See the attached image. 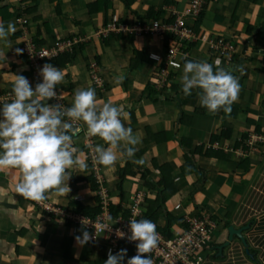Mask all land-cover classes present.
<instances>
[{
  "label": "crops",
  "instance_id": "crops-1",
  "mask_svg": "<svg viewBox=\"0 0 264 264\" xmlns=\"http://www.w3.org/2000/svg\"><path fill=\"white\" fill-rule=\"evenodd\" d=\"M188 2L131 0L127 8L121 0H107L98 9L96 0H0V22L5 28L9 22L16 27L14 34L0 40V104L14 98L15 75L25 76L35 88L24 53L26 40L37 38L50 45L62 37L78 36L82 43L73 48L70 61L57 66L65 73L57 85L65 106L72 105L77 90L93 88L98 101L123 106L129 119L121 117L122 121L140 138L132 159L105 167L89 157L88 146L108 145L99 137H88L86 125L79 122L82 130L73 146L86 158L87 170H69L68 194H46L48 199L39 203L48 211L16 193L18 169L0 172V264H104L110 244L97 236L79 246L76 236L83 230L92 234L79 219L105 215L104 202L114 219L110 207L127 210L137 194L143 196L142 211L156 212L159 229L166 226L167 216L179 223L171 226L177 232L184 217L210 215L215 223L213 241L201 264H264V0H204L199 16L186 21L198 36L206 31L235 44L234 60L225 64L198 40L181 67L170 73L164 90L155 83L160 65L150 58L165 53L158 38L97 33L112 16L123 21L148 16L172 20ZM217 59L241 86L230 115L222 109L213 115L201 107L200 89L188 96L182 91L186 60L214 65ZM189 153H194L191 171L185 167ZM163 176L172 189L164 202L159 196L163 186L157 187ZM72 202L99 211L92 216L78 214L70 207ZM229 226L247 227L242 232L246 245L237 237L227 243ZM123 249L126 264L136 252Z\"/></svg>",
  "mask_w": 264,
  "mask_h": 264
},
{
  "label": "clouds",
  "instance_id": "clouds-1",
  "mask_svg": "<svg viewBox=\"0 0 264 264\" xmlns=\"http://www.w3.org/2000/svg\"><path fill=\"white\" fill-rule=\"evenodd\" d=\"M15 32L13 23L9 22L5 28L0 22V40H6ZM214 65L207 61L186 60L181 76L182 91L188 96L193 89H200L201 107L213 115L221 109L230 115L241 86L231 71L221 67L219 59ZM174 66L179 67L178 64ZM38 74L42 81L34 89L25 76L15 75L12 82L14 98L0 104V172L18 169L20 180L15 185L16 193L37 203L48 199L46 194L49 192L65 195L71 191L68 184L70 169L77 173L87 170L86 158L73 146L74 137L82 130L79 122L86 125L88 137H99L108 145L106 148L97 145L94 149L95 162L105 167H113L122 158L132 159L137 151L135 146L140 143L132 128L123 122L129 119L123 106H116L111 100L98 101L93 88L77 90L70 107L49 103L53 99H62L57 96L56 88L63 82L65 73L57 66L45 63ZM252 147H256V143ZM135 162L143 164L142 160ZM81 223L85 226L83 220ZM129 229L131 234L127 239L137 242V251L136 255L127 258L126 264H153L144 254L157 247L156 224L150 219H131ZM116 235L125 237L119 229ZM95 236L83 230L82 236H76L75 240L82 247ZM126 256L127 249H120L115 254L109 250L104 264H123Z\"/></svg>",
  "mask_w": 264,
  "mask_h": 264
},
{
  "label": "built area",
  "instance_id": "built-area-1",
  "mask_svg": "<svg viewBox=\"0 0 264 264\" xmlns=\"http://www.w3.org/2000/svg\"><path fill=\"white\" fill-rule=\"evenodd\" d=\"M204 0H189L183 11L176 12L172 20H146L135 19L134 21H123L116 16H112L109 22L105 23L97 33L100 36H108L110 34H125L134 36H154L164 44L165 53L163 56L151 54L150 58L159 63L156 85L159 89L168 87L169 76L173 70L181 67L182 60L187 57L191 44L198 40L206 42L210 54L223 60L225 64H229L234 60L236 53L235 44L222 36L212 35L210 32H203L200 36L190 26L186 19L199 16L203 8ZM20 22L22 18L18 19ZM27 20H24V23ZM82 43V39L78 36L63 37L56 40L53 44L36 45L32 39L26 40L24 44V53L28 60V64L35 78V83L42 81V77L38 74L39 68L43 66L45 59L55 57L61 52H71L74 47ZM179 65L175 67L174 65ZM57 96L61 97L57 90ZM49 103H60L67 108L62 99L50 100ZM65 120L67 118L65 117ZM254 143H250L252 147ZM89 157L95 161L96 153L92 142L88 146ZM40 204V203H39ZM143 196L140 194L132 198L131 204L128 207L129 214L124 217L120 215L114 219H109L106 203L103 204V214H100L93 219L81 217L87 230L92 231V234L101 236L110 244L112 253L116 251L120 244L126 248L136 250L137 242H130L127 236L130 235L129 220H139L142 215ZM41 205V204H40ZM44 210L48 211L49 207L43 206ZM105 227L109 229L103 230ZM119 229L125 233L124 238H118L116 230ZM215 229V223L207 213L184 217L182 225L177 232H172L171 236H166L157 231L159 241L157 247L149 254L153 264H201L203 254L209 250L212 245V233ZM94 238V239H95ZM108 250V251H109Z\"/></svg>",
  "mask_w": 264,
  "mask_h": 264
},
{
  "label": "trees",
  "instance_id": "trees-1",
  "mask_svg": "<svg viewBox=\"0 0 264 264\" xmlns=\"http://www.w3.org/2000/svg\"><path fill=\"white\" fill-rule=\"evenodd\" d=\"M107 0H96V3H97V8L99 9L101 4H104L106 3ZM125 6L127 8L130 7V4H131V0H121ZM137 19H146V20H167L169 21L168 19H160V18H157L155 16H148V17H145V18H140V17H137ZM66 37H72V35H69V36H66ZM63 38V37H62ZM60 39V38H59ZM34 43L36 45H39V46H42V43L39 42V39H34L33 40ZM53 44V43H52ZM51 45V44H50ZM46 46H49V45H46ZM78 47H79V44H78ZM74 52V49L71 51V52H67V51H64V52H61L59 53L58 55H56L55 57L53 58H50V59H45V61L43 62V64L45 63H51L53 64L54 66H63L64 63L70 61V59L72 58V54ZM67 107V106H66ZM224 135V134H222ZM228 138V137H226ZM218 139V137H214L213 140H216ZM197 151L195 150L194 153H196ZM194 153H189V156L185 155V167L188 171H191L194 169V165H193V162H192V159L190 156H192ZM159 169H161V171H163V169L161 167H159ZM166 169V168H165ZM88 181L90 182L93 190L96 189V185L94 183V180L92 179H88ZM168 180L166 181L165 177L163 176V179L157 184V187H162L163 186V189L161 191H159V196L162 200V202H164V200L166 199V197L169 196L170 194V191L169 190H172L170 189L169 185H168ZM70 207H72V210L78 214H82V215H85V216H92L93 214H90V213H96L99 211V208L95 209V210H92V209H89L87 207H84L82 205H80L79 203H71L70 204ZM121 206H111L110 207V213H111V216L113 218L119 216L120 214L123 215L124 217H126L128 214H129V210H121ZM155 215H156V212H149L147 213L146 211H142V215L140 217V219H150L151 221H155ZM155 223V222H154ZM179 224L177 223L172 217L170 216H167V223H166V226L164 228H157L156 227V231L166 235V236H171L172 235V230H171V226L173 224ZM123 248H126L123 244H120L117 248V252L120 250V249H123Z\"/></svg>",
  "mask_w": 264,
  "mask_h": 264
},
{
  "label": "water",
  "instance_id": "water-1",
  "mask_svg": "<svg viewBox=\"0 0 264 264\" xmlns=\"http://www.w3.org/2000/svg\"><path fill=\"white\" fill-rule=\"evenodd\" d=\"M246 228H247V227H243V228H240V229H235V228H233L232 226H229V227H228V242H227V243H229L230 241H232V240H233V237H237L238 239H240V240L242 241V243H243L244 245H246L245 240H244L243 235H242V232H243ZM227 243H226V244H227ZM223 247H224V245L221 246V247H219L218 249L221 250Z\"/></svg>",
  "mask_w": 264,
  "mask_h": 264
},
{
  "label": "rangeland",
  "instance_id": "rangeland-1",
  "mask_svg": "<svg viewBox=\"0 0 264 264\" xmlns=\"http://www.w3.org/2000/svg\"><path fill=\"white\" fill-rule=\"evenodd\" d=\"M215 236V235H214Z\"/></svg>",
  "mask_w": 264,
  "mask_h": 264
}]
</instances>
